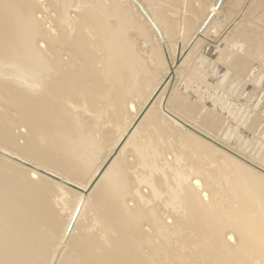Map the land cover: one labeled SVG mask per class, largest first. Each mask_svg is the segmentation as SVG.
I'll return each mask as SVG.
<instances>
[{
	"label": "bare ground",
	"instance_id": "6f19581e",
	"mask_svg": "<svg viewBox=\"0 0 264 264\" xmlns=\"http://www.w3.org/2000/svg\"><path fill=\"white\" fill-rule=\"evenodd\" d=\"M207 1L0 0V264H197L188 233L205 215L212 229L204 264H264V243L249 227L264 213V174L235 154L213 156L201 137L231 126L239 140L263 126L264 0L232 13L228 0ZM166 109L195 129L182 133ZM143 116L157 135L149 175L111 159L145 154ZM166 136L168 149H192L187 162L158 151ZM208 158L219 163L205 176ZM157 171L171 183L165 193L150 179ZM89 193L105 220L99 235L77 218Z\"/></svg>",
	"mask_w": 264,
	"mask_h": 264
},
{
	"label": "rangeland",
	"instance_id": "374dc122",
	"mask_svg": "<svg viewBox=\"0 0 264 264\" xmlns=\"http://www.w3.org/2000/svg\"><path fill=\"white\" fill-rule=\"evenodd\" d=\"M211 0H208L207 2H210ZM243 1H245V0H239V1H237V0H228V2H227V6H226V8H227V12L228 13H232L233 11H234V9H235V4L237 5V4H239L240 2L242 3ZM221 0H219V4H221ZM104 3V2H103ZM193 3H194V5L196 6V7H198L199 6V4H201L200 6H203V4H202V0H193ZM105 4V3H104ZM200 8V7H199ZM203 8V7H202ZM202 11L201 12H203V13H200L199 14V17H201V18H203V16L205 15V11L203 10V9H201ZM243 10V9H242ZM241 12V11H240ZM235 13V12H234ZM187 14H192V13H190V12H187L186 13V15ZM72 15H74V14H72ZM202 15V16H201ZM191 16H194V15H191ZM190 16V17H191ZM212 16L213 15H209V19H208V21L209 20H211V18H212ZM50 21V20H49ZM207 21V22H208ZM50 23H51V21H50ZM207 24V23H206ZM257 26V28L259 29V30H262V28H261V26H260V24H257L256 25ZM212 29H214V28H212ZM211 29V30H212ZM182 84V83H181ZM182 87H184L183 86V84L181 85V88ZM240 97L241 98H244V97H246V94H242V95H240ZM215 98V97H214ZM194 99H195V97H194ZM211 99H212V96H211ZM225 102H226V100H225ZM228 102V101H227ZM225 103V104H227V105H225L226 107L228 106H231V104H229V103ZM234 106H232V109H231V107H229V109H231L232 111L234 110V113H235V115H233L232 114V116H236V118H238L239 116H241V113L243 112L242 110H239V106L237 107H234ZM236 108V109H235ZM238 109V110H237ZM108 113H111L112 114V110L111 109H109L108 111H107ZM164 112V113H163ZM163 114L164 115H166V117L167 118H171L172 120H173V122L175 123V124H177L178 125V122L180 123V124H182L183 126H185V122L184 123H181L180 122V117H181V115H179L180 113H178V112H175V113H177V114H175L174 112H171V110L170 111H168L167 109H166V111L165 110H163ZM240 112V113H239ZM237 113V114H236ZM169 114V115H168ZM171 115V116H170ZM174 115H176V116H174ZM178 115V116H177ZM225 115H227V114H225ZM180 116V117H179ZM176 118V119H175ZM116 119L115 118H113V116H112V120L111 121H108L107 123H106V125L108 126V127H110L112 130H113V126H114V121H115ZM170 120V119H169ZM175 120H177V123L175 122ZM239 119H233V121H238ZM196 121V120H195ZM162 122H164V121H162ZM227 124H229V122L227 121L226 122ZM238 123H240V122H238ZM179 124V125H180ZM187 124V123H186ZM226 124V125H227ZM231 124H233V123H231ZM230 124V125H231ZM182 125H180V126H177V127H179V128H181L182 130H183V132L182 133H184V132H187L188 130L186 129V127L187 126H191V127H193V129H195V127H194V124H188V125H186L185 127H182ZM137 126L139 127V135L141 136V137H143V139H144V141H145V146H146V148L144 149L145 150V154L143 155V156H138V155H136V154H133V155H129V156H127V152H124L123 154H120L119 156H118V154H114L113 156H111V159L113 158V159H115V158H122L123 160L125 159V163L128 165V167H130V169L131 170H134L135 171V173L134 174H137V173H145V174H150L149 173V168H148V166H149V164H150V162H154L155 161V158H153V156H152V153H151V148H152V144L153 143H155L156 141H157V135L155 134V133H153V131L155 130L154 128H152V127H148V126H146L145 125V121H144V116L140 119V121H139V123L137 124ZM176 126V125H175ZM247 126V125H246ZM246 126L244 127L245 129H246ZM146 127H148L149 128V130L146 128ZM227 127V126H226ZM231 126H229L228 128L229 129H231L230 128ZM260 127H262V128H260ZM259 127V129H258V132H255V135H254V137L252 136L253 134H251L250 133V137H249V135H248V133H247V136L245 137V134L243 135L244 137H245V139H244V137H243V139L241 138V139H237L236 137H235V135L234 134H230V131L228 132V130H226L225 131V136H224V134H222V131H220V132H218V135H220V136H217L218 138H221V135H222V138H223V136H224V140L223 141H220V140H218V138H213L212 136H209L208 135V137L207 136H201L202 138H204V139H206L207 141H209L211 144L210 145H212V147H214L215 146V148H220L219 150H221L220 152H219V150L217 149H213V151H210V152H212L211 154H215V153H217L218 155H220L219 153H221V152H223V153H225V154H230V155H233L234 156V154H235V157H237L238 159H240L241 161L240 162H244V164L246 165V166H248V167H250V168H252V167H254L255 169H257L258 171H260V172H262L263 174H264V168L260 165V155H261V153L262 152H257V146H259V141L257 142V139L259 140V138L262 136V135H260V133L262 132L261 131V129L263 130V127H264V123H263V126L261 125ZM184 128V129H183ZM243 128V129H244ZM187 131H186V130ZM100 130H101V132H102V128H100ZM221 130H223V129H221ZM259 130H260V132H259ZM179 132H181L180 130H178ZM190 131H195V130H192V129H190ZM182 133H180V134H182ZM194 133H196V131L194 132ZM220 133V134H219ZM226 133H229V134H227L226 135ZM196 134H198V132L196 133ZM204 134V133H203ZM258 134V135H257ZM205 135V134H204ZM227 136V138L228 137H230L231 139H226L225 137ZM252 136V137H251ZM257 136V137H256ZM260 136V137H259ZM116 137V136H115ZM163 137V136H162ZM248 137V138H247ZM264 137V136H263ZM262 137V138H263ZM97 138L99 139L100 138V136H98L97 135ZM211 138H212V141H211ZM115 139V138H114ZM226 139V140H225ZM254 139V140H253ZM252 140V141H251ZM227 141V142H226ZM167 142V136L166 137H164L160 142L158 141V151L159 150H168L169 151V154H168V156H170V158H172L173 156H172V154L173 153H178V154H180V155H183L184 157H185V162H187L188 161V159L192 156V154L194 153V152H189L190 150H192V149H190V150H187V149H185L184 151H179V149H168V147L166 146V143ZM220 142H222V143H220ZM226 142V143H225ZM173 143V142H172ZM258 143V144H257ZM177 144H176V142H175V146H176ZM220 145H222V146H220ZM257 145V146H256ZM228 146V147H227ZM211 147V148H212ZM228 149H230V150H228ZM232 150V151H231ZM215 151V152H214ZM218 151V152H217ZM231 152V153H230ZM232 152H234V153H232ZM258 153V154H257ZM211 154L209 155V153H208V155L207 156H211ZM214 154H213V156H214ZM217 154H215V155H217ZM260 154V155H259ZM206 155V154H205ZM204 155V156H205ZM244 155V156H243ZM163 156H164V154H163ZM249 156V157H248ZM206 157V156H205ZM247 160H246V159ZM219 160L218 161H220L221 159L220 158H218ZM205 160H207V159H205ZM208 160H209V162H208ZM208 160H207V162H204V163H202V164H204L203 165V167H201V169L203 168V169H205V176H207L208 175V173L210 172V170L211 169H215L216 168V166L218 165L217 163H219V162H211L210 161V159L208 158ZM224 160V159H223ZM162 161H165V159L164 158H162L161 159V162ZM168 161H170V162H172V160H170V159H168ZM216 161V160H215ZM249 162V163H248ZM217 165H216V164ZM250 164V165H249ZM252 166V167H251ZM159 177H160V174H159V172L157 171V172H154V174H152V175H150V179L154 182V184H155V186H156V188L158 189V190H160L161 192H163V193H165L166 191H167V187H168V184H171L169 181H162V182H160L159 181ZM200 181H204V180H202V179H199ZM206 180H207V178H205V183H206ZM190 182V181H189ZM218 185H219V183H217ZM142 188H143V193L144 194H149V189L147 188V187H144V186H142ZM69 190V191H68ZM133 190L134 189H132L131 190V192H130V194H129V198L130 199H134V196L136 197H138V194L137 193H135L134 194V192H133ZM78 191V190H77ZM80 191V190H79ZM90 192L91 191H93L92 189L91 190H89ZM146 193H145V192ZM67 192H68V198L67 199H69L70 197H71V194H74V193H71L70 192V189H67ZM209 193V192H208ZM84 194H86V195H84V196H80V197H86L87 196V193H84ZM90 194V193H89ZM78 195V194H77ZM70 196V197H69ZM72 197H74V200H73V202L76 200V196L74 195V196H72ZM70 198V200H69V207H71V206H73V204H75V203H70V201L73 199V198ZM93 195L91 196V194L89 195V204H88V206H87V204H86V200L84 201V205L83 206H85L86 205V207H77L78 208V211H79V214L77 215V218H81V219H83L82 220V222L84 223H86V225H84V224H82L83 225V227H86L87 225H89L90 226V228H89V231L91 232V233H95V234H100V233H102V228H103V226L105 225L104 224V222H105V220L103 219V217L101 216V214H100V206H97L96 205V202L94 203V201H93ZM206 198L207 197H205V203H208L207 201H206ZM209 198V197H208ZM86 199H88V198H86ZM92 199V200H91ZM201 199V198H200ZM91 200V201H90ZM201 203L202 204H204V202L202 201V199H201ZM182 205H183V202L182 201H180V202H178V203H176V205H175V207H177L178 209H181V207H182ZM68 206V205H67ZM69 207H68V209H69ZM162 210V209H161ZM168 211V210H167ZM166 211V212H167ZM164 212V210H162L161 211V213H163ZM166 212H165V214H166ZM90 214V215H89ZM165 214L163 215V221L166 223V222H168L169 221V219H171V220H173L172 218H165ZM176 214V219H179L180 218V213H179V211L178 212H176L175 213ZM263 212L262 211H259L258 213H257V211L254 213V215H255V219H256V221L255 222H250L249 223V227H251L252 229H253V233H254V235L256 236V237H258V238H260V240H261V242L262 243H264V224H260V220L261 219H263L264 218V216H263ZM89 215V216H88ZM208 215H205V216H201V217H199L198 219H193V220H191V225L193 226V229L192 230H190L189 231V233H188V236H189V238H191L192 240H194L195 242H194V244H192V247H194L193 249H194V251H195V253L197 254V260H198V263L197 264H204L203 262H204V259H206V261H207V257L205 256L206 254H205V241H208V240H211L210 239V228L212 229V225L211 224H209V222H208ZM89 218H93L92 220H90ZM96 218H98V219H100L101 221H103V223H97V224H95L94 222L92 223V224H94V225H91V221H94ZM220 220H221V218H219ZM89 220H90V223H89ZM263 223H264V220H263ZM173 224V223H172ZM172 224H170V225H172ZM215 225L217 226V228H220L221 229V225H222V222L221 221H218V222H215ZM145 226H148V225H145ZM198 230V231H197ZM114 232V231H113ZM113 232H108L106 235H104L103 237H101L99 240H100V242L103 244V245H110V240H111V237H112V234H113ZM78 233H80V231L78 232ZM88 236H89V234H88ZM217 241V240H216ZM231 244H233V243H231ZM174 246L176 247V248H180L181 247V243L180 242H176L175 244H174ZM212 246V245H211ZM145 252H147V250H145ZM247 252H245L244 253V255L246 254ZM208 262V261H207ZM209 263V262H208ZM175 264H180V263H175Z\"/></svg>",
	"mask_w": 264,
	"mask_h": 264
}]
</instances>
